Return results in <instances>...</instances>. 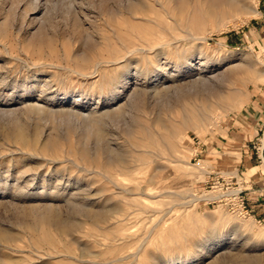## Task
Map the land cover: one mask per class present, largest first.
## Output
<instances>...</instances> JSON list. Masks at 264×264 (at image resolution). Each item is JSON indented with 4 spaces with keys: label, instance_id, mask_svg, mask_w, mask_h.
<instances>
[{
    "label": "rangeland",
    "instance_id": "obj_1",
    "mask_svg": "<svg viewBox=\"0 0 264 264\" xmlns=\"http://www.w3.org/2000/svg\"><path fill=\"white\" fill-rule=\"evenodd\" d=\"M188 1L180 12L173 0H0V264L264 258V0L221 28L211 16L196 27L202 0ZM150 31L181 42L132 56L143 77L136 62L130 77L125 63L95 72L123 56L116 36ZM176 85L194 95L184 109ZM205 110L202 127L183 117ZM117 154L124 166L107 163ZM103 208L117 213L84 215ZM57 218L75 230L62 235Z\"/></svg>",
    "mask_w": 264,
    "mask_h": 264
},
{
    "label": "bare ground",
    "instance_id": "obj_2",
    "mask_svg": "<svg viewBox=\"0 0 264 264\" xmlns=\"http://www.w3.org/2000/svg\"><path fill=\"white\" fill-rule=\"evenodd\" d=\"M173 2L176 4V7H177V9L180 12H183L185 10V8L188 6V3H189L188 0H175V1L173 0ZM194 9H196L197 15H195V17L192 19V22L198 28L201 25V22H202L203 18H205V16H209V17L211 16L216 21V23L218 24V27L221 28V27H224V26H226L227 24H229L231 22L233 23L235 21L236 17H241L243 15L248 17V16H253V15H258L260 13L258 11L257 7L255 6V0H202V2H199V3H197L195 5ZM141 20L147 21L149 23L153 22L152 19H148V18H141ZM138 26H140V25H137V27ZM160 33H161V31H160ZM188 34L190 36V38H188V39H191L193 41L199 39L198 37L194 36L193 34H190V33H188ZM116 38L118 40H120V41L122 40L121 42H123V41L125 42V44H124L125 51H124V54H122L123 56L122 57H118V58L117 57H113V58H110V60L97 61L96 64L94 65L95 72H97L99 70V68H101L103 65H110V64H112V65L115 64L116 65V64H119V63H125L126 64L125 66L127 67L126 68V76L125 77H130L131 74H130L129 66L131 67L132 63L136 62V61L132 62V60H131L132 56H139L140 57V56L144 55V56L147 57L151 53H153L152 55H156L157 56V55H160V54L164 53L165 47L180 41V39H178V38L173 36L170 41L165 42L161 36H159V35L155 36L153 34V32H151V31L148 32L147 34H144V35H141V34L128 35L127 34L125 40L120 39V37H118V36H116ZM204 39H205V37H204ZM181 40H184V39H181ZM157 57H159V56H157ZM165 57H167V56H165ZM84 60L86 61V59H84ZM158 60H159V58H158ZM167 61H168V59H167ZM189 64H190V62H189V60H187L184 63L183 67H188ZM135 66H136L137 70L132 75H136L137 78H139L141 76L143 77V75H146V73L144 74L141 71L140 64L138 62L135 63L134 67ZM66 69H68V68H66ZM182 70H184V69H182ZM83 75L87 76V74H83ZM177 75H178L177 73H173L172 76H177ZM180 75H181V73H180ZM163 81H164L163 77L156 78V83L153 86H150V88L151 87L153 88L154 86H155V88H157V85L159 83H163ZM145 82L149 83L150 80H148L146 78ZM170 88L171 87H169V86H165V89L167 91H169ZM174 89L178 92V94H176V98L178 100L177 106L179 108L184 109L182 107V103H186L187 101H190L191 97H194V95L190 96L191 92L188 91L187 88H185L183 86H177L176 85ZM147 90H149V89L146 88V86H145L144 91L148 92ZM139 92L140 91H138V93L136 94L135 98L140 97L139 96ZM145 94H147V93H145ZM119 98H120V96L118 95V97H116V99H119ZM41 110H42V108H41ZM83 110H84V108H82V113H83ZM206 111L207 110H205L203 113L202 112L201 113L198 112L196 115L194 113H191L189 115L186 111H184L183 112V117H184V119H186V118L188 119L189 117H192V119L194 118L193 119L194 123L197 124L195 126L196 127H202L203 125L208 123L209 119H210L211 113L209 111H207V112ZM195 119H197V120H195ZM183 120L182 121L179 120L181 122V125L185 124V122H186L185 120L184 121ZM199 121H202V123L198 124ZM91 122L92 123H96V124H101V122H95V120H91ZM154 123L155 124H159L172 137L175 135V133H176L175 131H177V129H179L177 127L175 129H173L172 127H169L166 124H163L161 122V120H159V119L155 120ZM89 129H90V131H93L92 127H89ZM95 131H96L97 135L100 136L101 128L100 129L97 128V129H95ZM19 132L21 134V130ZM107 163L110 166H118V165L119 166H124L125 165L124 164L125 161L119 156V154H117V155H109ZM92 172L93 173L94 172L95 173H101L104 176L105 179H107L108 181L114 183V185L116 187H118V185L107 174L102 173L100 171H96V170H93ZM228 194L229 193H225L224 192L223 195H221V197L225 196V195H228ZM211 199H213V197H211V195L195 196V198L191 202H195L196 200L197 201H199V200H205V201L208 200L209 201ZM115 213H117V212L113 211L111 209H108V208H103L101 210H97V211H93V212L92 211L86 212V213H84V215L87 216V217H91L92 220L104 221V220L110 219L111 217L115 216ZM57 219H59V220L57 221V223L55 225L57 226L58 230L61 232L62 235H70L75 230L74 224L72 222H70L68 220H63V219H60V218H57ZM137 254L138 253H136V256H138ZM231 260L233 261L234 259H231ZM240 261H241L240 264H264V258L260 259V258H252V257L250 258L248 256H244ZM213 264H218V262L213 263Z\"/></svg>",
    "mask_w": 264,
    "mask_h": 264
},
{
    "label": "crops",
    "instance_id": "obj_3",
    "mask_svg": "<svg viewBox=\"0 0 264 264\" xmlns=\"http://www.w3.org/2000/svg\"><path fill=\"white\" fill-rule=\"evenodd\" d=\"M212 143H211V145H210V147L208 146V145H201V146H199V149H197V154H204L203 152L205 151H209L208 149H210V148H216L217 146L219 147V145L217 144L218 142L217 141H211ZM211 174H209V176H210Z\"/></svg>",
    "mask_w": 264,
    "mask_h": 264
}]
</instances>
